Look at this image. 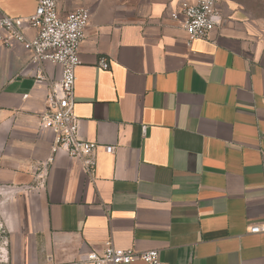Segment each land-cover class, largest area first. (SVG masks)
<instances>
[{
    "label": "crops",
    "instance_id": "obj_1",
    "mask_svg": "<svg viewBox=\"0 0 264 264\" xmlns=\"http://www.w3.org/2000/svg\"><path fill=\"white\" fill-rule=\"evenodd\" d=\"M183 1L197 2L60 0L62 16L92 12L75 85L92 167L54 154V133L38 127L61 66L0 43V184L15 189L8 264H94L84 256L109 240L157 249L166 264H264V231L250 232L264 224V34L219 0L210 37L188 44L171 15ZM36 8L0 0V16Z\"/></svg>",
    "mask_w": 264,
    "mask_h": 264
},
{
    "label": "built area",
    "instance_id": "obj_2",
    "mask_svg": "<svg viewBox=\"0 0 264 264\" xmlns=\"http://www.w3.org/2000/svg\"><path fill=\"white\" fill-rule=\"evenodd\" d=\"M60 0H37L35 12L27 17L0 16V43L11 46L21 43L31 52L32 63L54 62L61 66V78L47 96V109L39 114V129L51 130L55 135L53 153L64 150L71 158L85 166L96 164L95 142L83 138L80 132V118L75 113L76 68L80 63L79 50L86 37V29L92 12L87 6H80L62 16L58 6ZM219 0H197L195 3L181 2L172 12L173 18L182 17L187 32V42L207 39L219 22ZM35 30L30 36L27 30ZM102 68H109L106 57L100 59ZM41 72V71H40ZM40 74L38 73V76ZM41 78V75L39 76ZM113 152V146H105ZM54 157H51L53 159ZM264 231V224L250 227V232ZM94 264H166L157 249L136 250L117 247L107 241L101 252L93 251L83 258Z\"/></svg>",
    "mask_w": 264,
    "mask_h": 264
},
{
    "label": "rangeland",
    "instance_id": "obj_3",
    "mask_svg": "<svg viewBox=\"0 0 264 264\" xmlns=\"http://www.w3.org/2000/svg\"><path fill=\"white\" fill-rule=\"evenodd\" d=\"M239 4L250 22L264 34V0H232ZM15 195L10 185L0 184V264H8L12 256V239L6 223L9 204Z\"/></svg>",
    "mask_w": 264,
    "mask_h": 264
}]
</instances>
